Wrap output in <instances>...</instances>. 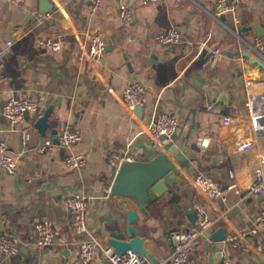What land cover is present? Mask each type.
I'll return each instance as SVG.
<instances>
[{
  "label": "crops",
  "instance_id": "crops-1",
  "mask_svg": "<svg viewBox=\"0 0 264 264\" xmlns=\"http://www.w3.org/2000/svg\"><path fill=\"white\" fill-rule=\"evenodd\" d=\"M216 2L105 0L93 12L89 0H0V45L7 48L0 57V110L11 96L41 103L37 113H25L16 122L0 112V135L17 156L16 174L0 171V234L16 235L21 245L16 255L0 249V264L78 263L79 244L64 200L77 186L90 195L86 221L99 243L91 264H113L102 247L111 244L110 232L126 230L129 208L137 209L133 224L160 261L171 251V230L195 224L188 215L196 201L208 204L217 223L192 246L188 264H220L223 254L236 255L240 264H264V230L255 231L264 194L243 183L258 170L264 173V131L250 123L254 113L264 111V48L255 49L256 40H264V0H243L240 22L231 13L214 17ZM122 4L133 10L128 22L119 16ZM170 26L182 39L157 42L155 35ZM92 32L107 44L103 64L86 58ZM46 36L62 40V47L42 45L39 39ZM7 39L13 44L7 46ZM217 47L221 55L215 61ZM134 79L145 86L143 114L136 108L130 112L121 98ZM210 86L227 93L225 103L208 107L205 89ZM51 104L50 126L42 134L34 123ZM168 111L179 118L178 132L173 140L154 144L150 119ZM224 114L240 122L237 131L220 126ZM64 127L78 128L81 139L71 148L57 142L46 153L36 150L39 141L54 139ZM25 128L33 134L27 144ZM250 138L256 140L253 148L232 151V145ZM70 151L86 152L87 163L69 168ZM113 151L133 155L127 167L136 186L133 194L112 192L118 172L110 164ZM206 154L211 160L202 162ZM163 169L170 191L158 194L146 180ZM197 171L211 175L225 198L203 197L192 184ZM235 181L238 189L231 186ZM140 199L149 200L146 211ZM42 218L53 220L56 236L51 245L38 248L34 225ZM221 228L225 236L216 238ZM229 235L241 241L235 244Z\"/></svg>",
  "mask_w": 264,
  "mask_h": 264
},
{
  "label": "built area",
  "instance_id": "built-area-1",
  "mask_svg": "<svg viewBox=\"0 0 264 264\" xmlns=\"http://www.w3.org/2000/svg\"><path fill=\"white\" fill-rule=\"evenodd\" d=\"M14 2H22L23 0H12ZM105 0H89L90 6L93 12L102 8ZM146 1H158V0H143ZM243 0H217L215 11L213 16L219 18L222 14L231 13L235 17L236 22H240L238 17V11ZM119 16L125 22L130 21L133 16V10L126 4H122L119 10ZM87 38L89 39V48L86 54V58L92 64H103L106 60L107 44L102 39L99 32L89 33ZM156 41L161 44L178 42L182 39V35L176 26H170L166 31L159 32L155 35ZM40 43L53 50H58L62 47V40L53 36H46L39 39ZM7 46L13 44L11 39H7ZM264 48V40L259 38L256 40L255 49L259 50ZM214 60H218L220 54V48L214 49ZM7 55V48L0 45V57ZM251 80H247L250 83ZM127 109L131 112L134 111L137 105L145 104V86L137 79L131 80L130 83L122 92L121 96ZM211 108V104L208 105ZM41 109V103L39 100L26 96H11L1 107L0 112L3 116L8 118L12 122L18 121L26 112L37 113ZM263 116L264 112L254 113L250 118V123L255 129L261 127L264 128V124L258 125L257 120ZM240 124L239 121L230 115L224 114L220 118V126L226 129H235ZM180 125L179 118L172 112H160L154 114L148 124L149 135L154 144L159 140L169 141L173 140L178 132ZM239 132V131H238ZM23 142H27L32 138L31 128H25L22 130ZM82 137V133L78 128L72 129L64 127L58 132L59 143L67 148H71ZM205 144L204 141H201ZM230 143V142H229ZM56 142L53 138H44L39 141L36 146L38 152L46 153L53 149ZM256 144L254 138L244 139L241 142H237L234 145L230 144L232 151L242 152L253 148ZM128 152L113 151L110 155V164L112 168L119 170L120 164L124 160H132ZM88 160V154L75 153L73 151L68 152L65 157V163L69 168L77 169L83 167ZM0 171H5L9 174L17 173V156L9 147L8 140L0 135ZM233 174V173H232ZM234 175V174H233ZM248 185L252 190L258 191L260 194H264V173L260 170L256 172L253 178H247L243 182ZM192 184L198 190V192L205 198H225L221 185L209 174L202 171H197L192 177ZM241 185V184H240ZM232 187H239V183L236 181L232 183ZM90 195L82 186L73 187L65 194V202L69 209V223L72 226L77 236V242L79 244V260L78 263L61 262V264H91V260L99 248L98 240L92 237L90 233L89 225L86 221V213L88 209ZM194 208L196 209L195 224L189 228H173L170 232V241H172L171 251L169 254L158 262H155L148 258V256L137 249L127 248L123 250H117L112 244H106L102 247V252L108 257L113 264H188L190 250L192 246L199 241L200 238L208 237L210 230L216 225L217 221L212 216L208 204L196 201ZM258 227L255 231L264 230V209L257 215ZM35 238L34 244L38 248L51 245L56 236L55 226L53 220L49 218H42L35 223ZM235 244L241 241L237 235H229L227 237ZM0 249L3 252H7L16 255L20 252L21 245H19V239L16 235L8 232L0 234ZM261 257L264 259V239L262 242ZM25 264H39L37 262H26ZM220 264H240V259L236 255L223 254Z\"/></svg>",
  "mask_w": 264,
  "mask_h": 264
},
{
  "label": "water",
  "instance_id": "water-1",
  "mask_svg": "<svg viewBox=\"0 0 264 264\" xmlns=\"http://www.w3.org/2000/svg\"><path fill=\"white\" fill-rule=\"evenodd\" d=\"M224 16V14H222ZM244 54H246V51H244ZM264 81V80H263ZM206 93V100L207 104H213V103H220L223 104L226 101L227 93L226 92H220L216 86H210L205 89ZM53 110V105H49L47 108L44 109L43 113H41L38 118L36 119L34 126L38 130V132L42 134H46L45 131L47 128L50 126V116L51 112ZM136 110L141 112L143 114V106L142 105H137ZM229 110L225 108V112H228ZM264 112V111H262ZM28 114V112H26ZM257 124L261 125L264 124V117L261 116L257 120ZM264 131V128L261 127L258 132ZM53 133L57 134V130L53 129ZM54 141L57 143L59 142L58 136L54 138ZM206 160H211L210 156L207 154L201 158V161H206ZM212 161L215 163L217 161L216 158H213ZM130 162L128 160H124L120 166L119 170L116 174V177L114 179V182L112 184V192H117V193H123L125 191H128V193L133 194L134 189L136 186L134 184H131L132 180L131 178L128 177V166ZM148 165V164H147ZM146 165V166H147ZM168 169L171 166L169 163L167 165ZM165 172V169L161 171H156L155 173L151 174L150 177L147 178L146 180V186L148 187H153V189L158 193V194H163L166 191H170L169 185L162 179V175ZM155 191L152 192L155 196ZM151 197V196H150ZM149 197V198H150ZM149 200L143 201L140 199L139 205L143 208L144 211H146V206L148 204ZM123 203L127 205V202L123 200ZM190 219L192 221H195L196 218V209L193 208L191 211H189ZM138 218V211L135 208H129L127 210V228L126 230H115L110 232V243L116 247L117 250H123L127 248H135L139 250L140 252L146 254L148 258L151 260L158 262L156 259L155 255L147 250L144 246L143 238L140 236V230L137 226H135L133 223L134 221ZM225 228H221V230H217L214 234L216 238H222L225 236ZM128 235H131V237L128 238Z\"/></svg>",
  "mask_w": 264,
  "mask_h": 264
}]
</instances>
